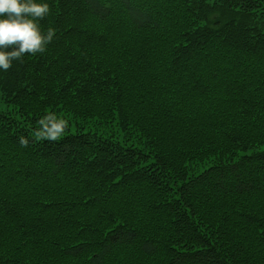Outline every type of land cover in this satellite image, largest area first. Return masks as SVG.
I'll use <instances>...</instances> for the list:
<instances>
[{
	"label": "trees",
	"instance_id": "trees-1",
	"mask_svg": "<svg viewBox=\"0 0 264 264\" xmlns=\"http://www.w3.org/2000/svg\"><path fill=\"white\" fill-rule=\"evenodd\" d=\"M48 3L0 72V264H264V0Z\"/></svg>",
	"mask_w": 264,
	"mask_h": 264
},
{
	"label": "clouds",
	"instance_id": "clouds-1",
	"mask_svg": "<svg viewBox=\"0 0 264 264\" xmlns=\"http://www.w3.org/2000/svg\"><path fill=\"white\" fill-rule=\"evenodd\" d=\"M48 0H0V72L7 71L13 60L24 54L43 53L53 40L55 29L42 30L39 21L49 15ZM67 119L46 112L36 121L31 138L55 142L67 128ZM31 138L20 136L26 146Z\"/></svg>",
	"mask_w": 264,
	"mask_h": 264
}]
</instances>
